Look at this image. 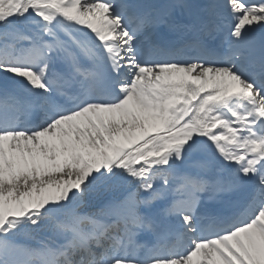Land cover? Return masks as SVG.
<instances>
[{
	"label": "snow or ice",
	"instance_id": "1",
	"mask_svg": "<svg viewBox=\"0 0 264 264\" xmlns=\"http://www.w3.org/2000/svg\"><path fill=\"white\" fill-rule=\"evenodd\" d=\"M0 264H264V0H0Z\"/></svg>",
	"mask_w": 264,
	"mask_h": 264
}]
</instances>
